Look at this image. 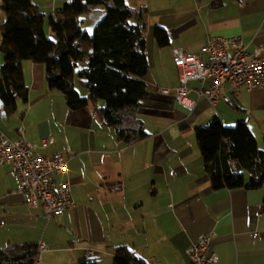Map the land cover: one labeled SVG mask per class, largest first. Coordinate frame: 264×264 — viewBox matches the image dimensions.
I'll use <instances>...</instances> for the list:
<instances>
[{
    "label": "crops",
    "instance_id": "obj_1",
    "mask_svg": "<svg viewBox=\"0 0 264 264\" xmlns=\"http://www.w3.org/2000/svg\"><path fill=\"white\" fill-rule=\"evenodd\" d=\"M34 1L49 16L68 0ZM165 2L166 19L157 26L166 29L169 42L145 43L148 86L137 116L147 137L134 144L117 141L92 109H69L61 92L47 88L42 64L22 63L27 99L17 100L11 114L0 109V134L26 139L38 154L71 155L55 180H69L75 206L45 219L40 206L26 203L11 167L0 166V247L37 243L38 264H80L90 252L99 257L95 264H113L118 245L149 264H192L187 247L213 230L217 264H264V185L213 188L194 133L214 118L226 126L243 121L263 149L264 88L235 93L225 86L210 105L196 93L200 81L191 80L195 105L188 109L173 94L179 80L172 55L174 47L196 54L212 34L239 36L247 52L260 47L264 55V0ZM86 16L96 22L102 11ZM2 60L0 51V66ZM211 83L207 78L204 84ZM45 137L53 142L43 144Z\"/></svg>",
    "mask_w": 264,
    "mask_h": 264
},
{
    "label": "trees",
    "instance_id": "obj_2",
    "mask_svg": "<svg viewBox=\"0 0 264 264\" xmlns=\"http://www.w3.org/2000/svg\"><path fill=\"white\" fill-rule=\"evenodd\" d=\"M0 8V99L6 114L15 111L17 100L27 99L22 63L29 60L44 66L47 88L61 92L69 109H92L117 141L130 145L147 137L137 116L148 86L143 79L149 66L146 22L130 21L134 12L126 0H68L49 16L34 0H0ZM97 10L102 16L90 35L83 18ZM154 32L158 46L169 42L166 29L155 26ZM194 133L213 188L264 185V148L245 122L226 126L214 118ZM113 248V264H149L126 245ZM38 255L33 242L0 247V264H35ZM98 258L92 252L79 263L95 264Z\"/></svg>",
    "mask_w": 264,
    "mask_h": 264
},
{
    "label": "built area",
    "instance_id": "obj_3",
    "mask_svg": "<svg viewBox=\"0 0 264 264\" xmlns=\"http://www.w3.org/2000/svg\"><path fill=\"white\" fill-rule=\"evenodd\" d=\"M257 47L247 52L239 36L224 37L209 35L198 52L189 54L183 47H174L172 55L178 70V85L174 89L175 100L188 109L195 105L189 96L188 82L200 81L196 93L214 104L220 100L225 86L235 93L241 89L264 88V55ZM205 55V57H204ZM207 78L212 83L206 86ZM158 91L167 92L159 88ZM19 132L23 128L20 127ZM51 137L42 139L43 144L52 143ZM36 146L20 137L12 139L0 134V166L9 165L19 183L20 191L26 196L31 207L42 208L43 216L49 219L55 214L70 210L75 206L68 179L57 182L55 176L67 170L71 155L51 156L36 153ZM215 232L201 234L187 247L186 253L192 264H217L218 257L210 249ZM92 253V252H90ZM40 255L35 262L38 264Z\"/></svg>",
    "mask_w": 264,
    "mask_h": 264
},
{
    "label": "rangeland",
    "instance_id": "obj_4",
    "mask_svg": "<svg viewBox=\"0 0 264 264\" xmlns=\"http://www.w3.org/2000/svg\"><path fill=\"white\" fill-rule=\"evenodd\" d=\"M127 4L133 9L134 15L130 18L132 23L139 21L146 22V28L144 30L146 37V44L151 47V41H155V26L160 25L162 21L166 19L167 4L165 0H126ZM139 11H142V15H139ZM82 22V28L87 30L92 35L95 21L88 16H84ZM77 88L81 95L86 93V90L80 86ZM104 103V102H102ZM264 148V144H263ZM262 149V148H261ZM41 251V250H40Z\"/></svg>",
    "mask_w": 264,
    "mask_h": 264
},
{
    "label": "water",
    "instance_id": "obj_5",
    "mask_svg": "<svg viewBox=\"0 0 264 264\" xmlns=\"http://www.w3.org/2000/svg\"><path fill=\"white\" fill-rule=\"evenodd\" d=\"M3 106H4V105H3V102H2V100L0 99V109H3ZM1 115H2V116H5V113H4L3 110L1 111Z\"/></svg>",
    "mask_w": 264,
    "mask_h": 264
}]
</instances>
